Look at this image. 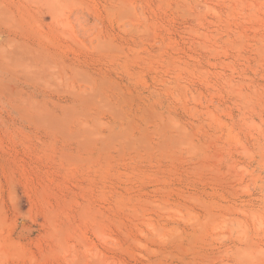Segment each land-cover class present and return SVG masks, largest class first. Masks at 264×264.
<instances>
[{
  "label": "rangeland",
  "instance_id": "rangeland-1",
  "mask_svg": "<svg viewBox=\"0 0 264 264\" xmlns=\"http://www.w3.org/2000/svg\"><path fill=\"white\" fill-rule=\"evenodd\" d=\"M0 264H264V0H0Z\"/></svg>",
  "mask_w": 264,
  "mask_h": 264
}]
</instances>
